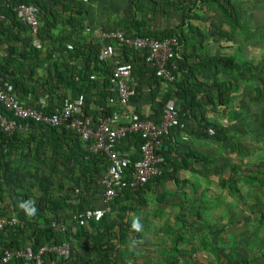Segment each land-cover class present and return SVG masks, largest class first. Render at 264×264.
<instances>
[{"label": "trees", "instance_id": "1", "mask_svg": "<svg viewBox=\"0 0 264 264\" xmlns=\"http://www.w3.org/2000/svg\"><path fill=\"white\" fill-rule=\"evenodd\" d=\"M131 1L133 2V0ZM197 1L207 4L209 2L213 3L218 8V11L224 15L226 22L232 27L240 24V16L231 0ZM32 2L40 8V2L37 0H33ZM144 2H149V6H151L152 3H157L158 1L142 0V3ZM134 3L138 6L141 5V2L136 3L134 1ZM138 8L139 11L143 10L141 7ZM179 8V22L173 28H166L164 30L145 28V30H142L144 26L143 22L131 18L130 20L128 19L129 25L125 28H118L125 33L152 36L157 39L176 35L179 47L182 46L185 49L177 60L178 70L174 72L175 79L172 82H167V90L157 98L155 96L156 88L154 90L155 92H151L150 87L153 84L155 85L154 87H157L162 80L154 76V73L144 66L137 51L120 47V53L123 56L121 59L132 64L133 78L136 82V95H143L145 91L150 90L149 96L152 98L151 108L155 112V115L152 118H148L157 121L166 100L174 96L179 117L185 122L183 129L171 128L169 133L162 137V142L156 150L157 154L162 157V161L159 164L160 173L138 188L123 189L110 202V211L99 220H91L87 226L75 227L74 230L72 229L73 224L71 226L69 225L68 230L64 234H60L48 226L52 220L70 221L74 223L75 221L72 216L78 213V211H82L87 207L101 206L100 198L104 189L100 183V178L106 169V161L103 157L83 149L82 145L85 144L70 129L64 128L63 126L43 124L31 118L19 119L14 117L17 124L27 123L28 130L25 132L15 130L10 135H5L4 132L0 131V144H2L0 145V160L3 166L0 187L2 188L5 185L12 190L14 193L12 203L15 204L16 208L18 206L15 213L18 223L3 227L0 230V232H6L12 241L6 243L3 249L30 244L32 249L36 250L39 246L49 242L61 243L64 240H69L81 243L82 239H84L88 242L86 246H83L82 251L80 253L76 252L74 254L75 258L73 256L68 260L58 258L61 260L60 264H117L115 256L118 254L119 246L124 245L130 238L132 239L131 234L134 232L135 237H138L135 223L131 219L126 218V214L134 211V202L136 199L144 200L143 194L146 190L162 181L178 183L176 172L193 169L191 167L194 162L200 166L198 174L201 175H205L203 173L204 170L208 174H219L224 168L222 165L214 164L213 154L200 153L194 149L189 150L182 143L173 141V139L176 140L175 138L179 134V131L183 130L186 133L199 135V137L204 139L221 142L224 147H230V143H233V146L236 147L235 152L240 153L237 149H241V143L238 141L235 143L233 141L229 142V140H233L232 138L237 137L236 133L243 135L245 130L240 126V113L234 103L236 97H238L236 94L239 90L237 78L234 81L228 76H236L241 66L244 69H251L252 65L247 62L237 61L234 54L217 53L209 55L205 53L202 39L197 41L191 37L192 39L187 40L186 33L180 31L188 24L187 20L190 17L189 12L191 11V7L180 6ZM5 10L10 13L12 12L11 8H5ZM145 16L142 15V18ZM11 19L17 29L24 28L29 32L28 26L17 20L14 13ZM47 27V23L41 27L38 26L37 36L40 41V47H34L33 54L35 59L39 61V66L43 65L46 67L44 69L48 73L51 71L55 72L53 73L57 81L54 83L49 78L45 79L41 92L42 97L45 96L44 107L39 105V99L35 104L30 106L41 109L45 113L53 112L63 98L60 97V103L52 109L48 104L51 102L49 100L51 91L57 82H61L74 90L73 97L78 94L83 95V114L89 115L92 111L89 109L88 104L95 102L93 95L87 93V90H90L88 86L91 85L93 88L99 87L96 78L100 76L98 71L100 67L105 66V62L97 59V50L91 52L90 47L87 45L82 44L76 46L73 44L71 38L72 32L66 36L56 37L57 47L47 48L46 50L43 45L45 39L55 42V38L49 34L50 30ZM75 27L79 28L81 25ZM102 29L105 31L110 30ZM193 33L202 38L207 37L197 27H194ZM187 42L194 49L187 50ZM28 43L31 46V40ZM67 43L72 45L71 49L65 46ZM43 50L46 52H41ZM55 52H58L57 57ZM91 53L92 57L90 56ZM75 54L83 57L81 58L80 65L74 64L68 66V63H64L65 57L69 59ZM90 58H92L93 63H90ZM109 67L110 69L106 68L100 71L104 73L102 75L103 78L100 79L101 81L103 80V84L100 85V89L102 90L99 92V96H97L100 100L96 103L100 115L110 113L114 109L113 106H107L106 104V97L109 94L106 86L109 85L108 76L111 72V64ZM263 69L264 64L261 67V70ZM149 72L150 75L148 74ZM92 73L95 75V79L89 78ZM220 74L227 75V77H222V79ZM0 77L5 79V73L0 71ZM256 92L257 95L255 96L261 97L263 90L257 88ZM247 94L249 93L246 92L244 96ZM223 108L228 109V112H226L228 122L226 124L223 125V122H219L217 120L218 117L213 119L208 118V111L216 112L219 117H222L224 112H221V110ZM0 113L6 115L7 118L13 117L10 112L4 110L2 107H0ZM190 117L195 122L194 120L193 122H189L188 119ZM260 122L262 124H259L258 127L264 131V113L262 111ZM242 126H244L243 122ZM31 130L35 133L32 134ZM263 131L260 133H264ZM15 140H18L19 143L14 144ZM32 141L35 144L29 147L28 145ZM122 141L123 144L119 143L118 146H122V150H129L131 147V159H138V149L142 143L140 135H129ZM6 147L16 150L20 149L19 154L21 159L17 160L18 163L12 164L11 160L7 158V155H9L8 150H6V153L3 151ZM243 147V149L247 150L248 145L243 144ZM261 164L264 165V161ZM64 168L72 171L69 173L74 183H71L72 186H65L66 184H63L59 178L55 177L58 174H63L62 171ZM64 174L67 175L66 173ZM75 189H78V191L75 192ZM29 209H34V211L30 213ZM63 211L64 214L62 213ZM2 217L7 219L11 216ZM261 217L264 219L263 216ZM212 248L215 249L213 246ZM3 249L0 250V253ZM216 250L217 256L213 264H259L255 262L256 258L254 259L248 255L247 250L246 252L244 251L242 245H236L233 249L226 252L223 251V248L219 247ZM53 257L55 258L56 256L53 254H45L42 258V264H49ZM13 263L19 264L20 262L16 260L6 264ZM29 264L34 263L30 262Z\"/></svg>", "mask_w": 264, "mask_h": 264}, {"label": "rangeland", "instance_id": "2", "mask_svg": "<svg viewBox=\"0 0 264 264\" xmlns=\"http://www.w3.org/2000/svg\"><path fill=\"white\" fill-rule=\"evenodd\" d=\"M121 1L124 2L116 0L118 4H121ZM196 1H192V7H199L200 2ZM233 1L242 7L245 4L240 8L241 12L246 11V6L251 3V0ZM194 2L196 3L193 4ZM106 5L111 6V3ZM201 7L189 12L190 17L185 29L187 40L192 39L191 37L197 41L202 39L204 52L209 55L234 54L239 62L249 61L252 65L250 70H254L247 74V79L238 78L239 90L244 89L246 92L247 89L258 85L263 90L260 101L263 100L264 69L261 70V67L264 64V12H260L258 20L256 19L251 27L253 20H247L244 11L241 27L245 31H239L226 22L224 15L213 3H202ZM237 13L241 15L240 11ZM175 19L177 18L172 17L167 20V28L177 25L178 21ZM194 27L202 30L207 37L202 38L194 34ZM92 35L95 37L93 32ZM255 38L261 42L258 47L254 45ZM186 45L187 50L194 49L190 43L187 42ZM180 48L182 54L185 49L182 46ZM120 50L121 48L116 46L117 56L120 55ZM228 77L235 81V75ZM261 102L250 104L253 110L248 113L239 110L242 116L239 123L245 133H236L237 137L229 140L240 142L242 147L243 144L248 145L247 150L243 149L244 147L238 148V154L233 143H230V147H224L221 142L215 140L208 144H196L200 151L214 155V164L224 167L219 174H208L206 170L202 171L205 175L177 171L178 183L159 182L150 189L151 199L148 201L145 198L147 202L144 206L136 207L134 211L126 214V218L135 223L138 237H135L134 232L131 234L132 239L119 246L115 256L117 264H213L217 256L216 248H223L226 252L236 245H242L250 257L256 258L255 262H264V250L261 252L259 246L261 242L252 234L253 230H256L258 235L264 231V219L261 217H264V165L261 164L264 161V133H260L263 130L258 127L262 124L258 122V115L261 111L264 113V102ZM227 110L226 108L223 114V125L228 122ZM207 114L211 119L218 117L216 112L208 111ZM62 173L55 177L66 184L65 186H72L74 183L69 176L70 172L64 168ZM159 195L163 196L161 205L155 201L160 199ZM67 223L70 226L73 224L70 221ZM87 242L71 241L74 250L71 256L75 258L74 254L80 253ZM256 249L262 254L255 255L258 251Z\"/></svg>", "mask_w": 264, "mask_h": 264}, {"label": "built area", "instance_id": "3", "mask_svg": "<svg viewBox=\"0 0 264 264\" xmlns=\"http://www.w3.org/2000/svg\"><path fill=\"white\" fill-rule=\"evenodd\" d=\"M33 0H3L4 8H11L17 20L26 24L32 34V45L40 47L37 36L38 6ZM2 17L0 12V18ZM90 29L86 28V31ZM97 39V59L111 64L109 85H107V106H113L110 113L91 117L83 114L84 97H64L59 106L51 113L22 103L15 94L14 86L9 79L0 77V107L11 113L12 118L0 113V131L5 135L15 130L25 132L28 124H17L14 117L19 119H34L47 125L63 126L74 131L85 144L88 152L101 156L106 161L100 183L103 194L100 198V207H87L75 213L72 218L75 227L87 226L91 220H99L110 211V202L123 189H135L145 184L149 179L160 173L159 164L162 157L157 154V148L162 137L169 133L171 128L183 129L185 122L179 117L174 96L168 98L162 106L159 119L154 121L142 117L137 112L128 109L129 102L137 94L133 78L132 64L128 61L115 60L116 46L130 48L137 51L146 66L154 76L165 83L175 79L174 72L178 70L179 58L178 39L176 35L157 39L152 36L135 35L114 29L105 31L101 27L94 30ZM66 47L71 49L70 43ZM150 75V72L148 73ZM90 79H95L91 74ZM39 105L45 106V96L38 100ZM138 134L142 139L139 146V157L132 160L127 150H119L118 144L129 135ZM187 136L183 134L182 139ZM78 189H75L77 192ZM18 223L16 216L7 219L0 216V230L3 227ZM60 234H64L69 227L65 221L52 220L49 225ZM72 243L64 240L61 243L49 242L33 250L30 244L21 247L5 248L0 253V263L6 264L14 261L19 264H42L45 254H53L57 258L68 260L72 253Z\"/></svg>", "mask_w": 264, "mask_h": 264}, {"label": "crops", "instance_id": "4", "mask_svg": "<svg viewBox=\"0 0 264 264\" xmlns=\"http://www.w3.org/2000/svg\"><path fill=\"white\" fill-rule=\"evenodd\" d=\"M37 1L40 2V8L38 9L39 26L41 27L47 23L49 27L47 28L48 30H50L49 34L55 38V42L49 39L44 40L43 45L46 48V50L47 48L51 49L57 47L56 37L66 36L70 32H72L71 38L73 40V44H75L76 46L82 44L87 45L88 47H90L91 52L97 50L98 43L95 37L92 35V32H94V30L97 29L98 27H102L110 30L125 28L127 25H129L128 19L130 20L131 18L138 21L141 20L142 22L147 23L144 24L143 28H155L156 30H163L167 28L166 23H168L167 21L168 19L170 18L172 19V17L174 18L176 17L177 19L175 20L179 22L178 17L180 14V8H179L180 6H189L191 7V9H196V10L204 7V6L201 7L202 5L201 2L200 4H198L199 7L197 6L192 7L191 2L193 0H156L158 2L152 3L151 6H149V2L142 3V0H133V2L131 0H123L124 2L121 1V4H118L116 0H114V2H112V0H106V1L105 0H37ZM134 1H136V3L141 2L140 3L141 5L139 6L136 5ZM231 1L234 3L233 0ZM237 1L239 2L241 0H237ZM2 2L3 0H0V12L2 15V17L0 18V71L5 73L6 78L9 79L10 82L13 84L15 94L18 97V99L26 105H33L37 102L38 99L42 97L41 92L44 86L45 79L49 78L50 81L52 80L54 83H56L57 79L54 75L55 72L53 71L54 72L53 73L51 71L50 73H48V71L44 69L46 67H44L43 65L42 66L38 65L39 61L35 59L33 54L34 46H32V39H33L32 34L26 31L24 28L17 29L15 27L11 19L12 13L5 10ZM108 2L111 3V6L106 5ZM234 5L235 7H237L238 11H240L241 14L239 15L240 24L234 27L239 31L244 30V28L241 27L242 13L244 14L246 12L247 20H253L251 25V27H253V24H255L256 19L258 20L259 18L258 16L260 15V12H264V0H251V3L246 6V11L244 10L245 12L243 10L241 12L240 9L243 8L245 4L243 5V7L241 6V4L239 5L234 3ZM138 7H141L143 10L139 11ZM261 9L263 11H261ZM256 14L257 16L255 17ZM142 15H146V16L142 18ZM163 16H165L164 19ZM164 20H166L165 23H163ZM77 25H81V27L76 28L75 26ZM173 26H171V28H173ZM86 28H89L90 31L89 30L86 31ZM185 29L186 27H184V29L181 30L180 32L183 31L185 32ZM234 31L232 30V32ZM30 40L32 47L30 46V43H28ZM259 43L261 42H259V40L255 38L254 45L258 47ZM255 46L252 47L253 51ZM180 47L178 49L179 55L181 53ZM41 52L44 53L46 51L43 50ZM55 53L57 57L58 52ZM222 54H226V53H222ZM90 56L92 57V53L90 54ZM66 58L68 57L64 58L65 61L64 63H68L67 65L71 66L74 64L80 65L82 61L81 58L83 57L79 54L77 55L75 54L74 56L69 58L70 60ZM121 58H123V56H121V53L119 56H117L115 49V55L113 59L123 60ZM241 62H247L248 64H250V62L247 60H241ZM90 63H93L92 58H90ZM109 66L110 63L106 61L105 66L100 67L98 71L100 76H98L97 78L95 77L98 80L99 87L93 88L91 85L88 86L90 90H87V93L93 95V99L95 102L88 104L89 109L92 111L88 116L96 117L100 115L98 113V107L96 105V103L99 102L100 100V98L97 97L100 94L99 92L102 90L100 89V85L103 84V80L101 81L100 79L103 78L102 75L104 73H101L100 71L105 70L106 68L110 69ZM253 70H250L249 68L244 69L243 66H241L236 73L237 80L238 78L247 79L248 78L247 74L253 72ZM220 76L226 77L227 75L224 76V74H220ZM237 84L239 87L238 81ZM154 86L155 85L153 84L150 87V90L152 92L156 88L155 96L157 98H159L163 93H165V91L168 88V84L165 82H160L157 87ZM243 86L246 87V84H244ZM257 88L260 89V86L255 85L254 88L247 89L246 92L249 94H247L246 96H244V94L246 93L244 89L238 90L236 94L238 97H236V100L234 101L237 110H244V112L248 113L250 112V110H253V106L252 105L250 106V104L254 105L257 102L258 103L261 101L264 102V99L260 101L261 97L255 96L257 95L256 92ZM150 90L145 91L143 95H136L134 98H132L129 102L128 109L137 113L139 112L140 116L142 115L147 118L148 117L152 118L155 115V112H153L151 108L152 98L149 96ZM73 96H74V90H72L66 84L57 82V84L54 86L53 90L51 91V97L49 99L51 102H49L48 104L53 109L60 103L61 101L60 97L72 98ZM223 110L225 111V109ZM223 110H221V112H224ZM207 116L209 115L207 114ZM222 119H223V115L222 117L217 118L219 122H223ZM188 121L191 122L190 119H188ZM260 121H261V112L258 115V122ZM31 133L33 134L35 132L31 130ZM178 133L179 134L175 138L176 140L173 139V141H176L177 143L179 142L182 143L184 147L189 148V150L194 149L197 152L208 154V152L206 151H200L196 146V144H200V143L202 144V142L208 144L212 140L201 138L199 137V135L186 133L183 130L179 131ZM183 134L187 136L185 139L181 138ZM122 142H120V144ZM18 143H19L18 140L14 141V144H18ZM34 144L35 142L32 141L28 146L31 147ZM82 147L83 149H86L85 145H82ZM121 147L122 146H117L118 149L122 150ZM6 150H8L9 152L7 158L11 160L12 164L18 163L17 160L21 159L19 154L20 149L16 150L13 148L11 149L6 147L3 150L4 153H6ZM127 151H129V153H132L131 147ZM191 168L193 169H187L184 171H189L188 173L190 174H195V175L196 173L198 174V171L200 170L199 169L200 166H198L197 163L194 162ZM2 170H3V166L0 160V182L2 181L1 178L3 176ZM67 171H69V169H67ZM154 186L156 185H152L151 188L145 191V193L143 194L144 197L143 201L137 199L135 200L136 203V204L134 203L135 208L136 207L140 208L144 206L147 200L149 201L151 199V197L149 196L152 193L151 190L154 188ZM13 195L14 193L12 192L11 189H9V187L5 185H3L2 188L0 187V215L15 216L18 206L16 208L15 204L12 203ZM145 198H147V200ZM159 198L160 199L157 198L155 201L157 202V204L161 205V203H163V196L159 195ZM62 213L64 214V211ZM252 234L257 241L261 242V245L259 246H260V251L262 252L264 250V231L260 235H258V232L256 230H253ZM82 241H84V239H82ZM9 242H12L10 236L6 232L1 231L0 250L3 249L5 247V244ZM260 251L258 250L257 253H255V255H261L262 253H260ZM57 259L58 258L53 257V259L50 261L49 264H60V262H58Z\"/></svg>", "mask_w": 264, "mask_h": 264}, {"label": "clouds", "instance_id": "5", "mask_svg": "<svg viewBox=\"0 0 264 264\" xmlns=\"http://www.w3.org/2000/svg\"><path fill=\"white\" fill-rule=\"evenodd\" d=\"M175 104H176V102H175ZM190 121L193 122V119L191 117H190ZM33 211H34V209H29L30 213L33 212Z\"/></svg>", "mask_w": 264, "mask_h": 264}]
</instances>
